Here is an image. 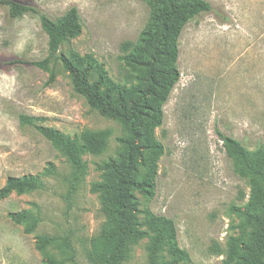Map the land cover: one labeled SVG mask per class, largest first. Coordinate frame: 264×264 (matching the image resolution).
Segmentation results:
<instances>
[{"label":"rangeland","instance_id":"374dc122","mask_svg":"<svg viewBox=\"0 0 264 264\" xmlns=\"http://www.w3.org/2000/svg\"><path fill=\"white\" fill-rule=\"evenodd\" d=\"M20 1L53 19L77 7L82 32L61 51L92 55L126 87L141 80L140 71L121 59V45L140 40L150 15L146 0ZM208 1L212 10L189 21L179 39L180 79L164 105L163 125L155 131L165 147L156 192L148 197L135 191L145 235L130 243L123 264H148L156 233L148 212L174 220L179 245L189 253L178 264H225L232 240H251L252 224L233 210L246 206L251 185L238 173L218 131L239 139L250 152L264 146V0ZM47 55L48 35L38 15L12 18L0 3V189L9 176L38 175L44 182L43 189L0 199V264H42L45 256L35 245L41 234L59 238L50 253L66 258L62 245L68 240L76 260L90 264L88 251L107 221L93 185L104 179L99 166L120 154L118 138L126 132L75 92L59 61L53 64V81L48 71L28 63ZM90 79H96L95 71ZM21 114L38 117L37 125L56 128L82 144L86 133L103 137L100 148L83 153L86 172L76 189L67 157L35 126L21 124ZM137 177H145L141 165ZM23 209L40 218L31 233L9 217ZM160 256L173 259L167 245Z\"/></svg>","mask_w":264,"mask_h":264},{"label":"trees","instance_id":"16d2710c","mask_svg":"<svg viewBox=\"0 0 264 264\" xmlns=\"http://www.w3.org/2000/svg\"><path fill=\"white\" fill-rule=\"evenodd\" d=\"M150 7L147 25L140 32V40L124 41L121 45L123 62L140 71L141 80L135 86L126 87L111 79L104 66L92 55L67 53L61 47L82 32L77 7H71L60 17L53 19L36 6L20 0H0L8 7L9 16L19 18L27 13L38 15L42 29L48 35V55L28 62L50 73L55 79L53 64L59 61L70 76L75 92L83 96L87 104L101 115L118 121L126 132L118 141L122 150L116 159L99 166L104 179L93 185L101 194L102 210L107 221L101 233L93 240L88 251L90 264H123L130 253V243L145 235L138 219V200L135 191L153 197L159 160L165 152L156 129L164 122V105L175 84L180 79L178 68L179 39L184 26L204 12L212 10L208 0H146ZM96 79L91 81L92 72ZM21 124L32 125L60 149L71 163L72 190L83 181L86 164L82 158L86 149L101 147L103 137L86 133V143L56 128L37 125L35 116L21 114ZM227 155L238 166V173L251 185L250 198L244 208H233L252 224L249 243L232 240L225 264H264V146L250 152L237 138L218 131ZM145 168V177L139 179V166ZM51 172V170H49ZM48 172V170H47ZM44 188L38 175L9 176L0 189V199L12 193L24 194ZM16 224L24 225L26 233L33 232L40 218L30 209L9 213ZM148 223L156 233L149 246L148 264H178L189 259V253L178 242L177 229L172 218L147 213ZM59 238L50 234L36 236V248L44 254L42 264L79 263L73 248L65 240L58 257L50 250L58 247ZM167 245L172 260H161L160 250Z\"/></svg>","mask_w":264,"mask_h":264}]
</instances>
